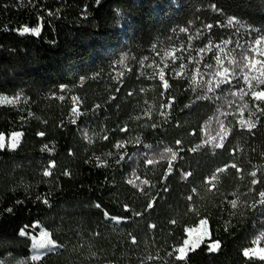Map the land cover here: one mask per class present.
I'll list each match as a JSON object with an SVG mask.
<instances>
[{
  "label": "trees",
  "instance_id": "16d2710c",
  "mask_svg": "<svg viewBox=\"0 0 264 264\" xmlns=\"http://www.w3.org/2000/svg\"><path fill=\"white\" fill-rule=\"evenodd\" d=\"M14 133L0 264H264V0H0Z\"/></svg>",
  "mask_w": 264,
  "mask_h": 264
},
{
  "label": "rangeland",
  "instance_id": "374dc122",
  "mask_svg": "<svg viewBox=\"0 0 264 264\" xmlns=\"http://www.w3.org/2000/svg\"><path fill=\"white\" fill-rule=\"evenodd\" d=\"M21 139L22 135L20 133H14L10 136L0 135V149L14 150L20 144ZM38 227L36 225L33 229L24 233L25 236H28L32 240V261H38L46 254L57 249L50 234ZM210 235V227L207 221H202L198 227L188 230L187 239L179 252L180 258H185L189 252L198 248L204 241L208 240ZM245 255L248 258L264 260V248L246 250Z\"/></svg>",
  "mask_w": 264,
  "mask_h": 264
},
{
  "label": "snow or ice",
  "instance_id": "6c2138e0",
  "mask_svg": "<svg viewBox=\"0 0 264 264\" xmlns=\"http://www.w3.org/2000/svg\"><path fill=\"white\" fill-rule=\"evenodd\" d=\"M34 34L38 35L39 33H34Z\"/></svg>",
  "mask_w": 264,
  "mask_h": 264
}]
</instances>
